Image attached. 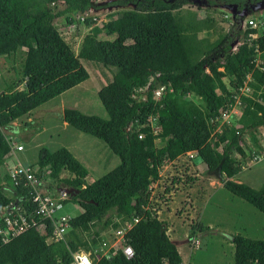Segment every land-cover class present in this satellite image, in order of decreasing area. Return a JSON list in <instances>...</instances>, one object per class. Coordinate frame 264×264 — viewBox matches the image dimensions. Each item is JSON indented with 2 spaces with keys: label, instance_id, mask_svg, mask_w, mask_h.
Returning <instances> with one entry per match:
<instances>
[{
  "label": "trees",
  "instance_id": "1",
  "mask_svg": "<svg viewBox=\"0 0 264 264\" xmlns=\"http://www.w3.org/2000/svg\"><path fill=\"white\" fill-rule=\"evenodd\" d=\"M93 1L0 0V59L23 54L12 83L4 80L0 91V214L17 203L33 207L31 188L15 186L11 179L7 160L13 147L3 128L90 78L82 59L115 70L98 91L109 118L66 107L64 121L105 142L119 158L115 167L89 181L88 167L70 149L41 147L36 163L26 165L43 180H53L49 189L57 181L79 190L64 202L77 203L81 212L71 219L65 240L48 242L47 235L34 227L8 243L0 239V264H71L74 252L94 250L106 237L103 231L135 217L138 222L126 234L134 256L128 258L120 249L111 257L93 253V264H183L150 197L151 184L161 177L163 166L189 151H196L208 171L221 172L225 188L264 212V184L256 189L235 180L250 165L246 134L255 139L252 157L264 153L256 136L264 126V33L252 38L258 29L243 28L240 21L220 32L213 15L182 10L192 0H113L111 5L122 6L120 16L112 13L105 21L84 18L90 30L76 53L55 19L66 15L71 22ZM206 3L214 10L228 4H236L239 11L249 8V0ZM113 34L130 42L104 37ZM249 74L252 91L241 94L240 118L213 120L235 103ZM161 86L165 88L156 98ZM151 116L161 128L158 134L151 128ZM241 143L245 147L239 148L237 157ZM7 184L13 195L5 190ZM234 245L235 264H264V235L254 239L239 233Z\"/></svg>",
  "mask_w": 264,
  "mask_h": 264
},
{
  "label": "rangeland",
  "instance_id": "2",
  "mask_svg": "<svg viewBox=\"0 0 264 264\" xmlns=\"http://www.w3.org/2000/svg\"><path fill=\"white\" fill-rule=\"evenodd\" d=\"M112 1L94 0V5L87 12L74 14V20L71 22L67 20L66 15L55 19V24L76 53L80 49L84 35L90 30L84 18L95 16L99 21H105L112 13L115 17L120 16L122 6L111 5ZM182 10H196L201 16L213 15L218 22L220 32L228 31L239 20V17L233 18L231 13L222 7L214 10V6L201 0H192L185 4ZM251 18L255 20L257 35L264 33V5L249 10L247 23L245 21L241 26L243 28L249 26L248 20ZM104 37L118 43L130 42L116 34ZM242 37V35L239 37V42ZM22 60L23 54L20 53L0 59V91L6 80L12 83L16 68L21 65ZM82 64L89 71L90 78L16 119L12 126L3 128L12 145H24L23 150L12 151L8 159H13L7 160L8 169L18 164L13 152L21 163L34 164L43 146L52 151L60 147L70 149L88 167L89 181L101 177L119 163V158L112 153L105 142L77 130L64 121L66 107L109 118L98 91L112 79L115 70L84 59ZM22 88L23 85L18 86V89ZM144 91L142 97L145 96ZM192 98L200 101L196 96ZM234 117L236 115L232 118ZM256 136L258 139H264V127L256 130ZM245 138L249 146L245 147L244 143H241L235 155L238 157L239 148L245 147L249 155L247 160L252 166L243 169L235 180L238 178L239 181L259 189L264 184V153L261 154V160L255 161L251 155V147L254 148L255 139L249 134H246ZM2 170L6 172L7 167H3ZM66 175L68 174L64 173V176ZM160 176L151 184L150 205L159 217L165 220L169 235L179 245L185 264H235V245L230 236L240 233L254 239L263 238L264 212L248 200L222 187L225 181L220 178L218 171H208L196 151L187 152L174 161L166 163ZM45 182L46 189L51 195L68 197V194L61 191L65 186L55 181L53 188L49 189V184L53 180H45ZM5 190L9 194L13 193L8 184ZM80 212L81 207L73 201L67 202L63 209L64 214L71 216H76ZM195 235L198 242L195 240Z\"/></svg>",
  "mask_w": 264,
  "mask_h": 264
},
{
  "label": "built area",
  "instance_id": "3",
  "mask_svg": "<svg viewBox=\"0 0 264 264\" xmlns=\"http://www.w3.org/2000/svg\"><path fill=\"white\" fill-rule=\"evenodd\" d=\"M228 16V15H227ZM248 23L254 27L255 20L249 19ZM252 38H256V33L250 34ZM251 80L250 74L247 81L240 87L238 95L235 96V103H230L229 107L222 110L213 120H220L222 123L238 120L242 114L239 105L241 104V94L251 92L252 88L248 81ZM165 86H161L155 91V97H159ZM234 115L236 117L232 118ZM151 128L155 134L161 131V128L155 117L151 116ZM140 138L144 137V133L139 134ZM159 139V138H158ZM13 150L21 151L24 149L23 144L12 145ZM253 159L259 161L262 159L261 154H255ZM10 176L15 186L24 185L31 188L30 201L32 209L24 207L17 203L13 206H7L0 214V239L2 243H8L17 236L21 235L28 229L34 227L40 233L47 235L48 242H58L65 240L67 233L71 229V219L73 216L64 214L63 209L66 202L63 197H55L47 191L46 182L36 173L35 169L23 163H18L10 167ZM139 218L135 217L128 220L124 225L117 229L103 231L102 235H106L100 242L99 246L94 250L80 249L73 253V261L71 264H93L92 254L95 253L98 258L111 257L119 249L128 257L134 256L133 247L127 243L126 234L130 228L138 222Z\"/></svg>",
  "mask_w": 264,
  "mask_h": 264
},
{
  "label": "water",
  "instance_id": "4",
  "mask_svg": "<svg viewBox=\"0 0 264 264\" xmlns=\"http://www.w3.org/2000/svg\"><path fill=\"white\" fill-rule=\"evenodd\" d=\"M200 1V0H199ZM201 1H204L206 2V0H201ZM94 3V1H93ZM222 7L224 10H227L231 13V15L233 16V18H236V17H239V20L241 23H247V20H246V17L249 15V8L245 7L243 10L239 11L237 9V5L236 4H228V5H222L220 6ZM88 11V10H87ZM86 11V12H87ZM239 40L235 41L233 44H232V49H236L237 45L239 44ZM218 174L220 176V178L223 179L222 175H221V172L218 171ZM61 191L62 192H65V194H68V195H76L79 190L73 188V187H68V186H65V187H62L61 188ZM230 238L234 241L235 240V236H230ZM176 242V241H175ZM177 243V242H176Z\"/></svg>",
  "mask_w": 264,
  "mask_h": 264
},
{
  "label": "crops",
  "instance_id": "5",
  "mask_svg": "<svg viewBox=\"0 0 264 264\" xmlns=\"http://www.w3.org/2000/svg\"><path fill=\"white\" fill-rule=\"evenodd\" d=\"M38 109V108H37ZM18 122H15V124H17ZM66 123V122H65ZM264 127V126H263ZM260 141H261V143L263 144V146H264V139L263 138H261L260 139ZM13 156L16 158V160H17V162L18 163H21V161L19 160V158L18 157H16L17 155L15 154V152H13ZM10 159H13V158H10ZM10 159H8V160H10ZM9 163V162H8ZM250 166H252V164L251 165H248V166H246L245 168H250ZM244 168V169H245ZM237 177H238V175H237ZM236 180H238L239 181V179L238 178H236ZM222 187H224V186H222ZM9 188L11 189V191H12V187L11 186H9ZM159 212V211H158ZM162 219V218H161ZM169 233V232H168ZM198 233H196V235H197ZM196 235H195V240L198 242V240H197V238H196ZM171 237V236H170ZM188 237V236H187ZM188 239V238H187ZM175 241V240H174ZM185 242H186V240H185ZM234 243V242H233ZM178 246V249H179V245H177ZM181 253V252H180ZM184 259V258H183ZM183 264H185L184 263V260H183Z\"/></svg>",
  "mask_w": 264,
  "mask_h": 264
},
{
  "label": "flooded vegetation",
  "instance_id": "6",
  "mask_svg": "<svg viewBox=\"0 0 264 264\" xmlns=\"http://www.w3.org/2000/svg\"><path fill=\"white\" fill-rule=\"evenodd\" d=\"M261 4L264 5V0H249V3H248L249 10L251 11L253 8Z\"/></svg>",
  "mask_w": 264,
  "mask_h": 264
},
{
  "label": "clouds",
  "instance_id": "7",
  "mask_svg": "<svg viewBox=\"0 0 264 264\" xmlns=\"http://www.w3.org/2000/svg\"><path fill=\"white\" fill-rule=\"evenodd\" d=\"M190 152V151H189ZM24 164V163H23Z\"/></svg>",
  "mask_w": 264,
  "mask_h": 264
}]
</instances>
